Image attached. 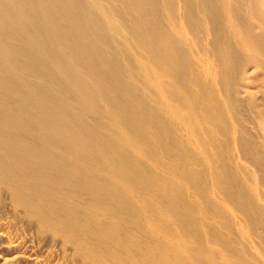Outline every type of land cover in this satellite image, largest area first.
I'll return each instance as SVG.
<instances>
[{"label":"bare ground","instance_id":"bare-ground-1","mask_svg":"<svg viewBox=\"0 0 264 264\" xmlns=\"http://www.w3.org/2000/svg\"><path fill=\"white\" fill-rule=\"evenodd\" d=\"M18 248L0 264H264V0H0Z\"/></svg>","mask_w":264,"mask_h":264},{"label":"rangeland","instance_id":"rangeland-1","mask_svg":"<svg viewBox=\"0 0 264 264\" xmlns=\"http://www.w3.org/2000/svg\"><path fill=\"white\" fill-rule=\"evenodd\" d=\"M25 241H26V242H25ZM25 241H23V242H24L23 244H24L25 246H26V245H27V246H26V247H25V246H21V248H22V252H21V253H23V251L26 252L27 248L29 249V247H28V242H27V240H25ZM29 243H30V242H29ZM29 246H30V244H29ZM19 249H20V248H18V249H16V250L13 249L12 251H10V252H5V253H4V251H0V255H2L3 257L5 256V258H7V259H9V258H11V257L13 258L14 255H16V254L19 253V252H18ZM20 251H21V249H20ZM27 251H28V250H27ZM25 252H24V253H25ZM6 253H7V254H6ZM24 253H23V254H24ZM13 254H14V255H13ZM36 254H37V255H36ZM33 255L40 257V256L43 255V254H42V252H41L40 250H38V251L36 250V251L33 253Z\"/></svg>","mask_w":264,"mask_h":264}]
</instances>
